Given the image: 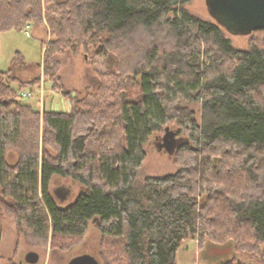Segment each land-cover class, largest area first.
Wrapping results in <instances>:
<instances>
[{"label":"trees","instance_id":"trees-1","mask_svg":"<svg viewBox=\"0 0 264 264\" xmlns=\"http://www.w3.org/2000/svg\"><path fill=\"white\" fill-rule=\"evenodd\" d=\"M190 1L0 0V33L30 25L48 34L41 76L71 106L43 112L44 149L54 156L39 157V112L3 80H19L13 72L27 67L22 56L0 72V193L36 238L49 231L82 238L92 225L120 243L113 260L121 264H175L192 237L198 247L231 242L234 252L264 262V96H256L264 46L234 47L212 18L185 9ZM256 32L264 28L250 37ZM65 51L94 58L102 75L85 99L70 96L58 75ZM156 133L183 139L172 153L176 170L137 180L143 146ZM10 146L13 166L5 159ZM54 176L81 185L66 206L51 193Z\"/></svg>","mask_w":264,"mask_h":264},{"label":"rangeland","instance_id":"rangeland-1","mask_svg":"<svg viewBox=\"0 0 264 264\" xmlns=\"http://www.w3.org/2000/svg\"><path fill=\"white\" fill-rule=\"evenodd\" d=\"M185 9L202 19H210L205 0H191L185 6ZM225 32L227 34L226 37L230 39L231 44L236 48L247 47L248 42L251 40L264 46L263 32H256L252 37L250 35L230 34L226 30ZM49 39L48 34L43 29L34 28L33 26L28 30V35L25 33V28L22 31L10 29L0 33V72L4 73L11 68V60L17 53L22 56V61L27 66L13 72L14 77L19 80L11 81L7 74L4 75L3 80L10 89L17 92V100L20 104L28 105L39 112L37 146H35L39 157L43 153L54 156V152L50 148L46 147L47 149H44V137H42L43 133L41 130L43 112L69 113L71 107L69 100L53 92L51 90V82L41 76L42 68L41 65L39 66V64H42L43 48H41V44L44 43L45 46ZM57 58L60 62L58 75L65 91L70 93V96L82 100L97 91L98 85L102 81L100 79L102 75L96 71L97 65L93 62L95 61L94 58H89L82 52L73 54L69 51L59 54ZM112 59L109 58L107 64L113 68L114 58L112 57ZM36 78H39L37 83L24 86V84ZM20 84L24 88L18 90V85ZM129 90L130 95L135 97L136 90L133 87L129 88ZM23 92H31V96L23 98L21 96ZM256 92V96L262 98L264 96V86L260 87ZM130 95L128 93L127 97ZM181 105L184 106L185 103L182 102ZM188 109H194L197 113L198 107L197 105H189ZM109 116L106 118V122L110 121ZM172 128L176 127L173 126ZM29 133L26 132V134ZM161 135L160 133L159 135L158 133L154 134L143 146L145 158L136 176L137 180H142L148 176L161 177L176 170L172 153L183 139L174 136L170 138L161 137ZM26 151L28 152L29 150ZM5 159L10 166L16 163L17 152L12 146L5 151ZM50 186L51 193L60 206L70 204L82 190L81 185L69 176H54ZM4 196L0 193V264H27L24 256L29 251L38 253L39 258L36 264H73L75 261L82 262V259L85 258L91 259L89 264H99L101 259L104 260L105 264H121L113 260L116 253H122L120 243L109 237L103 238V240L92 225H90L88 232L82 238L70 240L61 236L54 237L50 231L47 234V238H36L35 234L26 227L24 222H19L20 218L16 215L15 208L11 207L12 204H7L9 199ZM18 227L22 228L19 229ZM225 244L227 245H213L216 247H212L206 252L198 250L195 238H188L178 247L175 254V264H221L230 259L236 263L264 264V262L260 263L257 260L250 259L244 254H238L234 252V249L230 251L233 248L231 242ZM259 250L264 257V244L259 246Z\"/></svg>","mask_w":264,"mask_h":264},{"label":"water","instance_id":"water-1","mask_svg":"<svg viewBox=\"0 0 264 264\" xmlns=\"http://www.w3.org/2000/svg\"><path fill=\"white\" fill-rule=\"evenodd\" d=\"M207 12L215 22L230 34L249 35L264 28V0H205ZM173 137L174 135H165ZM38 253L29 251L24 260L27 264H36ZM75 261L73 264H89L91 259Z\"/></svg>","mask_w":264,"mask_h":264},{"label":"crops","instance_id":"crops-1","mask_svg":"<svg viewBox=\"0 0 264 264\" xmlns=\"http://www.w3.org/2000/svg\"><path fill=\"white\" fill-rule=\"evenodd\" d=\"M213 245H216V244H213L210 241H206V242L203 243V245L201 247H198L199 248L198 250H200V251L203 250V251L208 252V250H210L212 247H216V246H213ZM224 245H227V244H224ZM230 248H231V246H230ZM230 251H233V248H231Z\"/></svg>","mask_w":264,"mask_h":264},{"label":"built area","instance_id":"built-area-1","mask_svg":"<svg viewBox=\"0 0 264 264\" xmlns=\"http://www.w3.org/2000/svg\"><path fill=\"white\" fill-rule=\"evenodd\" d=\"M30 29V25H26L25 26V33L28 35V30ZM21 96H23V98H29L31 96V92H27V93H21Z\"/></svg>","mask_w":264,"mask_h":264}]
</instances>
